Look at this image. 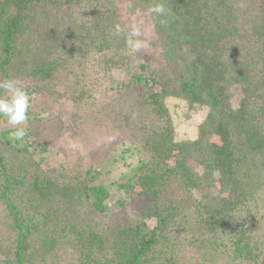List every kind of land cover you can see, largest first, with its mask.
I'll return each mask as SVG.
<instances>
[{
	"label": "trees",
	"instance_id": "trees-1",
	"mask_svg": "<svg viewBox=\"0 0 264 264\" xmlns=\"http://www.w3.org/2000/svg\"><path fill=\"white\" fill-rule=\"evenodd\" d=\"M129 1L161 48L151 74L125 44L119 0H0V79L33 96L61 86L80 109L108 107L145 154L114 183L125 196L116 206H137L114 212L111 186L31 163L0 129L4 264H48L60 250L69 264H264V0ZM156 3L170 11L150 14ZM169 99L184 103L185 119L205 112L194 137L177 136Z\"/></svg>",
	"mask_w": 264,
	"mask_h": 264
},
{
	"label": "rangeland",
	"instance_id": "rangeland-1",
	"mask_svg": "<svg viewBox=\"0 0 264 264\" xmlns=\"http://www.w3.org/2000/svg\"><path fill=\"white\" fill-rule=\"evenodd\" d=\"M129 5V0H119V17L127 34L130 26L140 27L141 38L145 42V46L140 52L131 53V55L135 58L138 56L137 60H143L147 66L144 72L151 74V69H159L164 63L161 48L148 16L139 10L131 13ZM88 71L92 72V70ZM114 76L121 78L124 74L115 73ZM100 80L102 81V79ZM20 86L22 85L20 84ZM103 87H94L97 92L95 94L96 107H99L103 102ZM89 88H91L90 85ZM64 91L66 90L58 86L55 89H50L48 93L42 92L41 95L29 94L31 108L26 128L31 129L33 136L20 143L22 149L26 148L34 158L28 161L41 163L45 170L54 168L56 170H77L83 172L85 178L90 179L91 184L111 186L109 188V206L115 208L112 209L114 212L130 214L132 210L129 209L137 206L138 203L133 201L132 205L125 208L117 207L119 201L125 202V196L115 189L114 183L126 182V179L132 174V170L140 163L145 154L136 151L137 148L126 140L129 137L127 133L115 129L110 123L111 109L109 110L108 107L103 110L101 108L91 109L89 106L80 109L73 105L72 101L68 99V92L65 94ZM239 96V90L235 89L232 98L234 106L237 105ZM167 106L175 119L177 136L179 138L194 137L197 133L196 128L205 112L198 110L188 120L184 118V103L169 99ZM105 110H109L107 115L103 113ZM0 129L1 131H10V126L7 123H2ZM5 226L6 216L3 206L0 204V264H4L5 256L2 254L4 247L6 250L9 245V233H6ZM59 255L60 257H55L54 254L48 255L47 263L69 264L70 252L60 250Z\"/></svg>",
	"mask_w": 264,
	"mask_h": 264
},
{
	"label": "clouds",
	"instance_id": "clouds-1",
	"mask_svg": "<svg viewBox=\"0 0 264 264\" xmlns=\"http://www.w3.org/2000/svg\"><path fill=\"white\" fill-rule=\"evenodd\" d=\"M162 3L154 4L149 13L155 16H163L169 12ZM124 27L117 23L114 25L113 34L121 35ZM141 28L130 26L125 44L131 53H138L145 46ZM31 98L29 93L20 86L18 79L10 77L0 79V117L6 119L10 126L8 137L13 142L23 141L27 135L26 125L29 122Z\"/></svg>",
	"mask_w": 264,
	"mask_h": 264
}]
</instances>
